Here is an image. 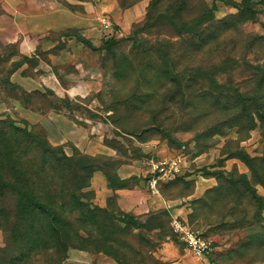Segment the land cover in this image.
I'll return each instance as SVG.
<instances>
[{"label": "rangeland", "instance_id": "obj_1", "mask_svg": "<svg viewBox=\"0 0 264 264\" xmlns=\"http://www.w3.org/2000/svg\"><path fill=\"white\" fill-rule=\"evenodd\" d=\"M58 1L70 12L84 11L81 1ZM95 1L102 5L89 13L86 25L60 26L55 17L61 11L52 7L54 24H41L39 32H25L32 25L0 4V177H26L40 194L58 195L64 201V212L59 210L73 218L62 236L73 240L72 230L80 227L74 244L82 249L118 257L119 264H157L153 249L166 235L174 237L168 216L158 211L129 220L112 202L108 213L119 228L113 229L103 212L90 211L93 191L84 186L88 178L78 158L113 176L121 160L145 158L140 142L159 138L184 157L187 169L215 178L190 199L187 215L210 241L208 264H264V2L253 0L241 11L215 0L214 15L223 21L193 38V47L191 40L166 43L175 54L165 61L158 43L150 49L147 40L168 37L170 28L151 27L136 42L127 38L145 22L152 0ZM165 1L170 9L179 4ZM199 1L186 0L182 16L199 12ZM25 3L36 6L38 0ZM100 15L110 18L115 36L104 32ZM110 36L124 39L107 43ZM212 75L225 87L214 84ZM236 89L260 105L263 115L255 112L256 104L237 107ZM12 125L26 128L33 140ZM37 136L72 158L55 162L39 150ZM94 137L117 156L90 154L74 144L75 138ZM237 150L249 154L252 167L234 155ZM163 188L171 195L192 189L181 178ZM13 201L12 193L0 195V222L8 229L5 235L0 226V264H63L67 252L63 257L64 251L46 247L53 235L18 238L14 232L22 227L13 218L5 222L3 213L12 217ZM76 214L81 218L74 219ZM44 221V215L36 217L35 227L45 231ZM107 234L118 238L115 245L96 248L90 242ZM28 245L39 250L28 251Z\"/></svg>", "mask_w": 264, "mask_h": 264}, {"label": "crops", "instance_id": "obj_2", "mask_svg": "<svg viewBox=\"0 0 264 264\" xmlns=\"http://www.w3.org/2000/svg\"><path fill=\"white\" fill-rule=\"evenodd\" d=\"M26 0H0V4L8 11L14 13V17H23L24 20L32 25V28L26 31H42L37 28L45 24L43 28H48L54 24L53 12L49 8H58L61 13L55 17L60 26H81L86 25L92 10L101 7L102 3L96 5V1L78 0L84 3V11L70 12L58 0H38L36 6L34 3H28ZM23 5V7H22ZM29 7V8H27ZM42 8V9H41ZM101 16V15H100ZM98 16V20L99 17ZM106 16V15H105ZM108 17V16H107ZM109 18V17H108ZM110 19V18H109ZM99 22V21H98ZM37 28V29H35ZM35 29V30H34ZM21 30V28H20ZM74 144L83 151L95 154L105 153L117 156L115 149H110L104 143L94 138L85 141L74 139ZM142 151L145 153L143 159L121 160L113 170V176L119 179H132V182L126 186L111 185L106 173L101 169L93 170L89 178L88 188L93 191V202L101 207H109L113 202L117 209L134 217L165 211L170 219L178 217L187 220L190 211L189 201L202 194L207 188L215 183L214 176H203L200 173L187 169V162L182 157V170L174 178H181L191 183L192 189L186 194H173L165 191L164 184L174 179H166L158 188L157 192L152 191L147 180L152 175L150 172V159H163L175 156L173 147H169L164 140L159 138L149 139L140 142ZM190 171L187 173L186 171ZM166 238L159 242L153 249V254L157 259V264H208V255H194L189 251L184 243L176 237L166 235ZM2 233L0 231V242ZM63 264H119L116 260L111 259L103 251H89L75 247H69L67 256Z\"/></svg>", "mask_w": 264, "mask_h": 264}, {"label": "trees", "instance_id": "obj_3", "mask_svg": "<svg viewBox=\"0 0 264 264\" xmlns=\"http://www.w3.org/2000/svg\"><path fill=\"white\" fill-rule=\"evenodd\" d=\"M192 1V0H191ZM225 3L231 4L237 8H239L242 11V8H249L253 4V0H223ZM264 2V0H262ZM176 2H179L178 6L174 9H170L171 7L169 6L168 3H166L165 0H152L149 4L150 10L147 11L146 14V20L143 24L135 25L131 31V34L127 38L132 40L133 42L138 40V35L139 32H147L148 30L151 29V27L154 26H166L170 28L171 31H169L168 37H162L159 39H153L147 42L149 43L150 49H154L156 44L158 43V56L159 58L166 60V57L168 56L169 58H173L174 52H169L170 49L174 48L173 46L170 47L169 44L166 43H176V42H185L187 43L189 40H191L189 47H193L195 45L194 39L193 38H198L200 35H202V32L204 30H207L209 27H213L218 25L221 20L220 18H216L214 15V10L216 9V2L215 0H212V2L209 4L205 0L199 1L197 4L198 6H201V10L197 12L194 15H186L185 17L182 16L183 9L187 7L186 5V0H176ZM176 5V4H175ZM196 5V4H195ZM244 10V9H243ZM233 16V15H231ZM112 36H115L114 34ZM110 36L109 39L107 40V43H109L111 40H113V43L119 42L123 37L114 38ZM176 39H172V38ZM113 38V39H112ZM201 38V37H200ZM199 38V39H200ZM153 41V42H151ZM165 44V45H164ZM162 45V46H161ZM165 46H168V48H164ZM196 48V47H195ZM171 61H174V59H171ZM174 65V62L172 66ZM171 65L166 62V71L171 72L173 69L170 67ZM172 69V70H171ZM200 70V69H199ZM211 80L213 81L214 84L219 86V88L225 87V85H222L217 82L216 78L212 75ZM218 88V89H219ZM237 96L238 98L236 99V104L237 107L238 105H241V107H247L251 104H256L255 105V112H258L260 116L263 115V109L258 106L255 101H252L250 97H248L245 93L239 91L236 89ZM13 124V123H12ZM13 128H17L25 132L26 138L33 140V136L31 133L26 129V128H21L17 127L15 125H12ZM36 143L39 147V150L44 153L53 156V159L57 163H62V161L65 159L66 161L70 160L72 157L67 156L64 154L61 150L56 149L53 145H51L46 139H43L39 136L35 137ZM234 155L238 156L241 158L249 167H252V159L249 156V154L245 150H237L235 151ZM78 163L80 164V167L86 169V177L88 178V181L84 184V186H89V178L95 169H101L103 170L107 177L109 178L110 184L111 185H117V186H126L132 182V179H119L117 177H114L110 175L104 168L101 166H96L92 167V163L90 161L88 162H81L80 159L78 158ZM56 176V174H55ZM54 177V174H53ZM175 177V176H174ZM173 177V178H174ZM28 181V182H27ZM165 180L159 179L157 181V189L159 188V185ZM167 181V180H166ZM31 182L24 177L23 180H12L10 177H0V195L4 194L5 192L12 193L15 201H13L15 209L12 211V217L9 216V213H3L4 220L8 224L9 222L11 223L13 220L14 222L18 223L19 226L22 227V230L19 232H14L18 236V238H21L23 236L30 237L33 235H38V234H46L49 236L53 235L50 239V243L46 245L48 249H51L52 251H64L65 253L63 254V257L65 256L67 250L69 247H75L82 249V246H79L78 244H74V241L79 237V228H74L72 232L76 237H74L73 240L70 239H65L63 238V231L66 230V228H69L72 224L71 219V213L69 216L64 215V201L57 195H44L40 194L38 191L33 190L30 186ZM112 203V202H111ZM110 203V204H111ZM77 204V210H81L82 204L81 202L76 203ZM114 204V203H113ZM91 209L90 211L97 214L98 212H103L106 217L108 218L110 224L113 226V229H119L117 227V224L113 222L112 216L108 213V207H101L95 203H91ZM116 207V206H115ZM117 208V207H116ZM59 209L63 210L61 212ZM72 209H70L71 211ZM122 213V215L126 216L127 219L133 220L134 216L129 215L124 213L123 211L117 209ZM161 212V211H160ZM165 212V211H162ZM167 215V213L165 212ZM40 215H44L45 221L43 223V231L40 228H36V223H35V218L40 217ZM168 216V215H167ZM74 217V216H73ZM13 218V220H12ZM81 218L80 215L76 214L74 219H79ZM111 220V221H110ZM94 225L97 223V220L92 221ZM99 222V221H98ZM186 222L190 225V227L194 230H199L197 227H195L194 223L192 220H190L187 217ZM99 222V226L100 227ZM168 223L169 226L172 230L171 226V219L168 217ZM102 224V223H101ZM134 225V224H133ZM0 226L2 227L5 235L8 234V229L7 225H4L3 223L0 222ZM127 228V227H125ZM81 229V228H80ZM105 229V228H103ZM13 230L11 229V232ZM13 233V234H14ZM174 237L178 238L176 233L173 232ZM203 237L205 235L201 233ZM206 238V237H205ZM116 239L118 240L117 237L112 236V235H104L100 237H95L93 240L91 239L90 242L96 248L98 245H101L103 243H111L115 245ZM73 242V243H72ZM28 251H34V250H39V247L36 245H28L27 249ZM116 251V250H115ZM116 260L121 263L120 259L116 257Z\"/></svg>", "mask_w": 264, "mask_h": 264}, {"label": "built area", "instance_id": "obj_4", "mask_svg": "<svg viewBox=\"0 0 264 264\" xmlns=\"http://www.w3.org/2000/svg\"><path fill=\"white\" fill-rule=\"evenodd\" d=\"M99 23L105 33L112 35L114 33L111 20L101 15ZM150 172L152 175L147 180L149 188L157 192V181L159 179H170L178 175L182 170V159L179 155L171 156L163 159H150ZM171 226L177 237L184 243L185 247L195 255H203L211 250L210 241L203 237L198 230H194L190 225L178 217L171 219Z\"/></svg>", "mask_w": 264, "mask_h": 264}]
</instances>
